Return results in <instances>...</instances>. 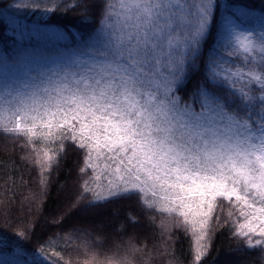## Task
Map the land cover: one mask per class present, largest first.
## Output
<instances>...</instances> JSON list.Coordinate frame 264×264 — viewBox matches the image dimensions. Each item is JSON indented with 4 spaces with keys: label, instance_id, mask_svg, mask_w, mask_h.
Returning <instances> with one entry per match:
<instances>
[{
    "label": "snow or ice",
    "instance_id": "1",
    "mask_svg": "<svg viewBox=\"0 0 264 264\" xmlns=\"http://www.w3.org/2000/svg\"><path fill=\"white\" fill-rule=\"evenodd\" d=\"M214 3L119 0L117 6L99 0L98 27L70 62L22 77L0 73L5 77L0 78V102L30 122L0 130L29 142L39 133L41 142L72 144L84 154L82 173L95 171L94 160L114 163L105 168L120 183L109 181L104 200L161 192L163 201L144 203L171 213L174 197L187 209L180 212L185 223L194 229L200 225L197 261L208 247L202 243L203 229L218 197L235 198L250 210L241 212L247 222L236 235L264 237V227L252 223L264 225V32L256 40L239 25H227L216 55L204 61L205 83L187 98L180 95L202 55ZM241 53L242 65L252 64L257 53L260 60L247 70L229 62ZM87 183L78 200L91 191ZM95 196L101 198L98 192ZM190 213L200 219L189 222ZM261 245L264 239H248V248ZM42 259L56 264L51 257Z\"/></svg>",
    "mask_w": 264,
    "mask_h": 264
},
{
    "label": "trees",
    "instance_id": "2",
    "mask_svg": "<svg viewBox=\"0 0 264 264\" xmlns=\"http://www.w3.org/2000/svg\"><path fill=\"white\" fill-rule=\"evenodd\" d=\"M110 2L119 4V0ZM98 3L0 0V66L14 56L27 59L34 72L39 62L48 64L47 68L68 63L98 27ZM16 4L28 7L17 8ZM229 17L243 26L258 25L264 17V0H215L202 55L180 95L187 98L205 83L204 61L216 55ZM243 55L235 61L244 70L260 60L257 53L252 64L242 65ZM253 113V120H258L259 109ZM14 118L0 129L15 126ZM82 167L84 154L70 143L41 142L39 133L29 142L23 135L0 130V264H43L42 257H51L56 264H120L124 257L127 264H264V245L247 246L249 238L255 242L264 237L236 235L238 226L247 222L241 212L250 210L235 198H217L203 229L206 236L202 243L208 247L197 261L200 225L194 229L185 223L180 212L187 209L179 208L174 197H170L169 206L176 210L171 213L150 209L144 203L145 199L163 201L164 195L159 193L153 197L133 192L104 200L109 187L99 192L95 186L110 179L103 174L101 178L92 169L82 173ZM85 181L91 191L78 200ZM191 215L200 219L190 213L189 222ZM252 223L264 227L258 220Z\"/></svg>",
    "mask_w": 264,
    "mask_h": 264
},
{
    "label": "rangeland",
    "instance_id": "3",
    "mask_svg": "<svg viewBox=\"0 0 264 264\" xmlns=\"http://www.w3.org/2000/svg\"><path fill=\"white\" fill-rule=\"evenodd\" d=\"M230 23L236 24V22L234 20H232V17H229L227 19V21L225 22V27L227 25H229ZM237 25H239L240 31L251 32L254 34V39L259 40L260 39V33L264 32V17L262 19L258 20V25H253V26L252 25L243 26L241 24H237ZM225 27H224V33H225ZM224 33L221 35V42H222V37H223ZM11 59H12V61L10 63H6V65L0 66V73L4 72L5 70H9L7 78H13V73L16 76H20V77H22L23 73H25V72H32L33 74H35V73H37V71H39L41 69H47V66H49L48 64H43V63L39 62L38 64H40V66H39V68L36 67V71L34 72L33 68H31L32 65L29 64L27 59H25L23 57L21 58L19 56H14ZM229 62L234 63L235 65H239V63L235 60L229 61ZM3 78H5V77H3ZM17 115L19 117L14 118V116H17ZM12 117L14 118V121H16L17 123H19L21 125V127H23L26 123L29 122L25 119L23 113L15 112L14 110L10 109V107L7 103L0 102V126L9 123L11 120H13ZM105 163H109V164H111L112 167H115V164L110 162V161L106 162L104 160H100V161L94 160L93 165H94L95 171H98L100 177H101V174H103L105 178L110 179L109 181H112V186H114L117 183H120V181L117 179L116 175H110L109 174V170L105 168ZM95 187L99 188V192H102V191H106L107 188L110 187V184L109 183H106L105 185L97 184ZM158 193L161 195H165L164 193H161V192H158ZM190 219H192V220L197 219L198 220V218H195V215H191Z\"/></svg>",
    "mask_w": 264,
    "mask_h": 264
}]
</instances>
